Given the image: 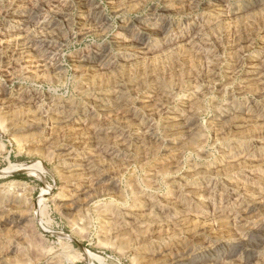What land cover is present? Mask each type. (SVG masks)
Returning a JSON list of instances; mask_svg holds the SVG:
<instances>
[{
	"label": "rangeland",
	"instance_id": "1",
	"mask_svg": "<svg viewBox=\"0 0 264 264\" xmlns=\"http://www.w3.org/2000/svg\"><path fill=\"white\" fill-rule=\"evenodd\" d=\"M16 8L0 264H157L264 240V0H0L10 29Z\"/></svg>",
	"mask_w": 264,
	"mask_h": 264
},
{
	"label": "bare ground",
	"instance_id": "2",
	"mask_svg": "<svg viewBox=\"0 0 264 264\" xmlns=\"http://www.w3.org/2000/svg\"><path fill=\"white\" fill-rule=\"evenodd\" d=\"M111 1L116 2L118 0H111ZM17 6H19V5H17ZM93 11H94V15L92 16L93 19H91V20L98 21L99 16H97V13H96L97 11H95V9ZM12 14H13L12 17H15V18H13V19H15V20H13L14 21L13 23H15V24H13L14 26L11 24L14 27V29H10L9 27H11V26L3 23L2 21L0 22V43L2 42V39L4 37L11 36V35L15 34L16 32L20 31L19 27H21V26L19 24H17L18 22L16 19L20 18L21 14L19 15V10L17 8L13 11ZM82 24H84L83 19H82ZM161 27H162V25H161ZM162 28H165V26H163ZM141 40H142V37L139 38V41H138L139 44H140ZM79 59L75 60L76 63H81V62L87 60L85 58H81L80 60ZM109 60L110 59H107V61H109ZM254 73L255 72H251L248 75V79H247V83H246V85L248 87L257 84L256 80H255V74ZM5 103L0 102V106L1 107H4V106L8 107V106H11L12 103H14V102L9 101L8 103H6V104ZM107 104L108 103H107L105 98L100 99V102H99L100 107L105 108L107 106ZM168 117H171V116H168ZM28 167L29 166H24L25 169H28ZM11 197H12L13 201L19 200L18 194L14 193L13 195H11ZM101 197H102V194L96 195L95 197H93L91 199V203L94 206H100L101 205V203H100ZM167 252H169V251H167ZM164 253L163 254L160 253L162 260L160 262H158L157 264H264V240L258 239V238H253V239H249V240L248 239H240V240L234 242L232 245H230L227 249H223V250H211L210 251V250L187 249L185 251L175 253V254L170 255L168 257H163V255L166 256V254H167V253H165V254ZM85 254H86V259L89 262H91L92 260L90 261V258L94 254H92V255H90L89 253H85ZM93 257L96 258L97 256H93Z\"/></svg>",
	"mask_w": 264,
	"mask_h": 264
}]
</instances>
